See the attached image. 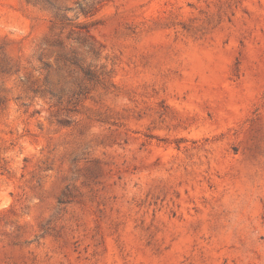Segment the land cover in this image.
Segmentation results:
<instances>
[{
    "label": "rangeland",
    "instance_id": "rangeland-1",
    "mask_svg": "<svg viewBox=\"0 0 264 264\" xmlns=\"http://www.w3.org/2000/svg\"><path fill=\"white\" fill-rule=\"evenodd\" d=\"M0 264H264V0H0Z\"/></svg>",
    "mask_w": 264,
    "mask_h": 264
}]
</instances>
